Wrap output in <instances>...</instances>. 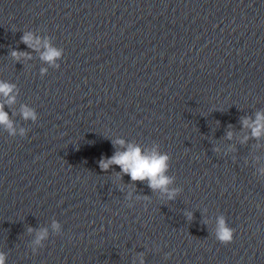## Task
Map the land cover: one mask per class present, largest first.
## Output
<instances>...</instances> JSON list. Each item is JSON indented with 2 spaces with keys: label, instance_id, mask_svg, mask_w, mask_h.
Wrapping results in <instances>:
<instances>
[{
  "label": "water",
  "instance_id": "1",
  "mask_svg": "<svg viewBox=\"0 0 264 264\" xmlns=\"http://www.w3.org/2000/svg\"><path fill=\"white\" fill-rule=\"evenodd\" d=\"M0 83L3 264H264V0H0Z\"/></svg>",
  "mask_w": 264,
  "mask_h": 264
},
{
  "label": "clouds",
  "instance_id": "2",
  "mask_svg": "<svg viewBox=\"0 0 264 264\" xmlns=\"http://www.w3.org/2000/svg\"><path fill=\"white\" fill-rule=\"evenodd\" d=\"M22 39L27 44L31 41L32 37L29 34H25ZM13 55H16V53L14 52ZM57 55L58 52L49 50L43 58L51 61L53 57ZM10 91V85L6 83H0V93L8 96ZM9 102H11V100ZM24 116L25 118L29 116H33L34 118V113L29 110H25ZM262 121H264V116L258 114L253 135L258 136L261 130L264 129V123H262ZM0 123L9 124L8 116L3 112L2 106H0ZM229 135L231 134L229 133ZM116 143L123 144V141H116ZM167 159L168 157L166 155H158L155 152H153L152 155H142L138 147L129 146V149L126 152H118L107 160H101L100 163L103 169H107L112 163L118 164L121 167V171L129 174L133 181H143L147 179L149 181V187L153 190L161 188L162 190L167 191L166 185L169 183V179L163 174L167 167ZM42 235L43 233L41 236ZM219 239L224 242L231 240L230 230L221 231L219 234ZM0 264H3L2 255H0Z\"/></svg>",
  "mask_w": 264,
  "mask_h": 264
}]
</instances>
